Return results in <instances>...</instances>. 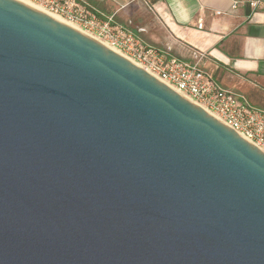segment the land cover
Segmentation results:
<instances>
[{
	"label": "water",
	"instance_id": "1",
	"mask_svg": "<svg viewBox=\"0 0 264 264\" xmlns=\"http://www.w3.org/2000/svg\"><path fill=\"white\" fill-rule=\"evenodd\" d=\"M0 264H264V152L95 38L0 0Z\"/></svg>",
	"mask_w": 264,
	"mask_h": 264
},
{
	"label": "crops",
	"instance_id": "2",
	"mask_svg": "<svg viewBox=\"0 0 264 264\" xmlns=\"http://www.w3.org/2000/svg\"><path fill=\"white\" fill-rule=\"evenodd\" d=\"M142 41L201 68L253 106L264 98V7L249 0H86ZM202 27H197V21ZM254 101V102H253ZM261 108V107H259Z\"/></svg>",
	"mask_w": 264,
	"mask_h": 264
},
{
	"label": "built area",
	"instance_id": "3",
	"mask_svg": "<svg viewBox=\"0 0 264 264\" xmlns=\"http://www.w3.org/2000/svg\"><path fill=\"white\" fill-rule=\"evenodd\" d=\"M54 14L124 56L203 108L264 152V109L218 83L200 66L203 54L185 61L145 44L132 30L86 0H24ZM237 0H233V8ZM264 7V0H249ZM197 21V27H202Z\"/></svg>",
	"mask_w": 264,
	"mask_h": 264
},
{
	"label": "bare ground",
	"instance_id": "4",
	"mask_svg": "<svg viewBox=\"0 0 264 264\" xmlns=\"http://www.w3.org/2000/svg\"><path fill=\"white\" fill-rule=\"evenodd\" d=\"M20 1H22V2H24V3H26V4H28V5H30V6H32V7H34V8H36V9H39L40 11H43V12L47 13L48 15L52 16L53 18H55V19H57V20H60V21H62V22H64V23H67L66 21H64V20L61 19L60 17H58V16H56V15H54V14H51V13H49V12H46V11L42 10L40 7H38V6H36V5L32 4V3H29V2L24 1V0H20ZM67 24L70 25V26H72V27H74V28H76V29H78L77 27L71 25L70 23H67ZM78 30H79V29H78Z\"/></svg>",
	"mask_w": 264,
	"mask_h": 264
},
{
	"label": "rangeland",
	"instance_id": "5",
	"mask_svg": "<svg viewBox=\"0 0 264 264\" xmlns=\"http://www.w3.org/2000/svg\"><path fill=\"white\" fill-rule=\"evenodd\" d=\"M254 103L256 105H258L259 107H261L262 109H264V98L263 99H259V101L257 100V102H254Z\"/></svg>",
	"mask_w": 264,
	"mask_h": 264
}]
</instances>
